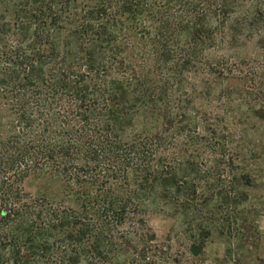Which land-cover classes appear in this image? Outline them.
Returning <instances> with one entry per match:
<instances>
[{
	"label": "trees",
	"instance_id": "1",
	"mask_svg": "<svg viewBox=\"0 0 264 264\" xmlns=\"http://www.w3.org/2000/svg\"><path fill=\"white\" fill-rule=\"evenodd\" d=\"M243 116L264 122V0H0V264H173L164 207L191 254L219 233L232 257L259 234Z\"/></svg>",
	"mask_w": 264,
	"mask_h": 264
},
{
	"label": "rangeland",
	"instance_id": "2",
	"mask_svg": "<svg viewBox=\"0 0 264 264\" xmlns=\"http://www.w3.org/2000/svg\"><path fill=\"white\" fill-rule=\"evenodd\" d=\"M223 53L237 57V59L244 58L247 57V53H252V48L243 38L236 45H227ZM235 127L240 131V136L235 142V147L238 148L237 154L239 150L241 152L245 150L248 155L253 156L248 160H252L253 165L258 167L254 171L258 187L251 191L249 206H254L253 208L259 211L256 217L259 234L247 244L233 247V256L226 258L229 236L215 233L206 241L203 254L193 255L190 252L192 240L183 230L181 211L169 207L158 210L152 208L148 218L149 224L157 233L159 241L171 246L169 250L173 264H264V122L243 116L241 120H237ZM187 144V147L182 146V143L178 144L177 151L185 148L187 151L190 148L189 153L196 155L195 151L199 149L201 150L200 157L206 156L201 144L198 146ZM239 159L241 160L240 156ZM235 243L239 242L235 241Z\"/></svg>",
	"mask_w": 264,
	"mask_h": 264
}]
</instances>
